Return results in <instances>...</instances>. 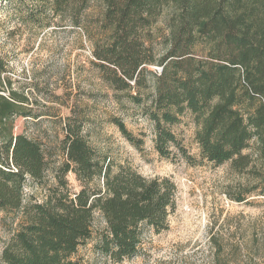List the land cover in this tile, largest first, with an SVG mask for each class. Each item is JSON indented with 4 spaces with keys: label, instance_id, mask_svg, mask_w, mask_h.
Masks as SVG:
<instances>
[{
    "label": "trees",
    "instance_id": "obj_1",
    "mask_svg": "<svg viewBox=\"0 0 264 264\" xmlns=\"http://www.w3.org/2000/svg\"><path fill=\"white\" fill-rule=\"evenodd\" d=\"M29 3L22 11L25 2L16 0L18 19L44 28L50 16L83 34L107 89L147 111L160 156L169 158L170 147L179 146L170 127L188 111L203 159L243 172L250 164L244 152L256 143L264 166V0ZM9 69L0 54V222L8 236L0 264H77L86 245L101 264L136 257L148 233L167 230L176 185L100 154L83 134L84 115L73 109L56 153L40 136L15 134L17 118L38 116L30 97L12 88ZM111 123L140 149L143 141L121 120Z\"/></svg>",
    "mask_w": 264,
    "mask_h": 264
},
{
    "label": "rangeland",
    "instance_id": "obj_2",
    "mask_svg": "<svg viewBox=\"0 0 264 264\" xmlns=\"http://www.w3.org/2000/svg\"><path fill=\"white\" fill-rule=\"evenodd\" d=\"M23 1L22 11L32 6ZM15 3L0 0V54L10 68L12 88L30 97L29 108L38 116L17 118L15 134L40 136L56 153L61 124L73 109L84 115L83 134L100 154L148 179L168 178L176 185L167 230L148 233L140 253L123 264H264V166L256 143L244 152L250 158L245 171L236 172L228 163L214 166L201 157L194 138L197 127L186 111L170 127L186 158L175 146L169 158L160 156L147 111L130 103L127 94L113 95L107 89L83 34L50 16L44 28L18 19ZM142 93L148 103L151 88ZM113 118L126 125L134 140L143 141L140 149L123 138ZM68 179L77 189L74 177ZM25 189L34 193L29 186ZM7 238L0 222V253ZM79 249L77 264H101L92 259L91 245Z\"/></svg>",
    "mask_w": 264,
    "mask_h": 264
}]
</instances>
